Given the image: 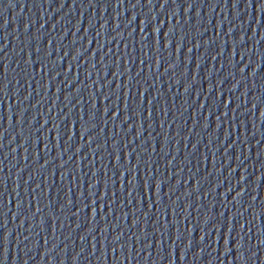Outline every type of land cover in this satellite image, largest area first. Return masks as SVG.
Segmentation results:
<instances>
[{"label": "water", "instance_id": "water-1", "mask_svg": "<svg viewBox=\"0 0 264 264\" xmlns=\"http://www.w3.org/2000/svg\"><path fill=\"white\" fill-rule=\"evenodd\" d=\"M0 264H264V0H0Z\"/></svg>", "mask_w": 264, "mask_h": 264}]
</instances>
